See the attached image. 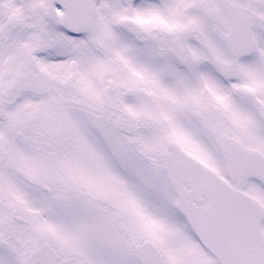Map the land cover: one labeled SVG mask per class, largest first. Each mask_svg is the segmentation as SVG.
<instances>
[{
    "label": "snow or ice",
    "instance_id": "snow-or-ice-1",
    "mask_svg": "<svg viewBox=\"0 0 264 264\" xmlns=\"http://www.w3.org/2000/svg\"><path fill=\"white\" fill-rule=\"evenodd\" d=\"M0 264H264V0H0Z\"/></svg>",
    "mask_w": 264,
    "mask_h": 264
}]
</instances>
